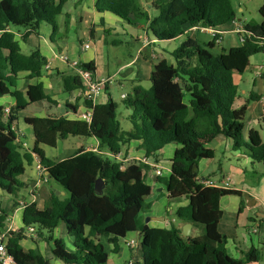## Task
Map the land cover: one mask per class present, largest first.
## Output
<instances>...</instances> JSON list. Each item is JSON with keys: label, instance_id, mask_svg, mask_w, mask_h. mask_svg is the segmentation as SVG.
<instances>
[{"label": "trees", "instance_id": "trees-1", "mask_svg": "<svg viewBox=\"0 0 264 264\" xmlns=\"http://www.w3.org/2000/svg\"><path fill=\"white\" fill-rule=\"evenodd\" d=\"M159 10L151 18L139 0H98L99 11L111 12L123 19L147 22L155 39L170 41L183 35L184 29L202 27L216 29L236 19L231 0H156ZM62 3L55 0H0V98L10 95L15 107L4 118L0 107V192L16 196L24 187L20 177L26 166L37 157L44 167L47 182L54 180L65 196L51 190L46 207L39 210L35 203L23 213L25 228L34 227L37 234L53 242L55 260L64 264H106L108 256L101 238H107L117 250L122 239L131 233L141 238L143 264H249L259 260L255 251L243 261L232 259L226 250L227 238L219 232L222 217L219 201L225 196L240 193L216 187H203L197 182L198 163L212 159L214 152L207 144L222 135L234 151L242 150L253 163H264V134L251 130L248 141L243 140L247 107H234L238 91L234 75H242L250 66V59L263 52L264 4L259 9L262 22L245 27L244 43L237 48L212 54L216 40L204 46L193 37L188 38L172 53L175 65L166 60L153 68L151 87H136L133 97L125 101L132 109L130 132L121 130L117 118L118 105L109 100L92 107L90 123L61 118H28L25 123L33 128L35 144L31 153L23 152L16 144L12 125L19 112L32 103L51 101L41 84L30 86L25 100L15 90L18 75L30 72L39 76L46 60L37 50L30 55L21 52L9 27L28 28L38 34L40 25L56 26ZM82 68L94 74L92 65ZM66 91L82 89L78 74L63 79ZM190 100L186 103V97ZM253 97L252 101H256ZM264 124V116L262 118ZM96 138L100 149L121 152L132 141H141L147 158L155 157L165 146L178 143L172 159L171 174L162 180L169 199L187 198L188 207L177 212V218L204 228V235L184 241L178 229H153L144 225L141 217L147 210L145 200L151 194L146 183L145 165L133 163L125 168L115 160L92 151L80 149L74 156L54 162L45 156L42 146L56 148L59 140L69 137ZM104 182L103 194L98 195L95 184ZM8 215L0 210V235ZM63 224L73 238L70 252L63 240H53L51 233ZM24 228L9 232L6 238L8 254L14 264H50L38 250L25 251L20 244Z\"/></svg>", "mask_w": 264, "mask_h": 264}, {"label": "crops", "instance_id": "crops-1", "mask_svg": "<svg viewBox=\"0 0 264 264\" xmlns=\"http://www.w3.org/2000/svg\"><path fill=\"white\" fill-rule=\"evenodd\" d=\"M55 1L62 3V11L57 17L55 27L42 23L38 34H31L28 28L9 27L8 29L15 36L23 54L30 55L37 50L46 60V65L40 70L39 76L32 77L30 72L19 73L15 90L25 100H28V88L41 84L44 93L51 99V101L28 105L19 112V119L12 125L14 132L20 136V141L27 144V149L22 150L23 152L31 153L35 144L33 128L25 123V119L65 117L70 120H78V115L86 111L83 89L66 91L63 86L64 77L77 74L70 64L72 61H77L82 65H92L95 69L93 75L97 81L112 79V83L107 86L106 93L100 96L99 105L106 104L109 100L115 102V90L121 92V100L125 102L131 97V94L133 97L134 88L149 89L151 87V73L154 66L160 61L166 60L170 65H175L172 53L188 36L193 37L204 46L212 41L210 29L190 26L184 29L183 35L174 40L159 41L149 30L147 22L136 23L111 12L99 11L97 9L98 0ZM155 1L146 0L145 4H154ZM243 1L245 4L258 2L259 5L255 9V13L259 15V9L264 4V0ZM231 3L236 14V23L231 22L215 29L221 33L222 41L213 49L212 54L214 55L241 46L237 33L239 26L245 28L248 25H259L262 22L260 15L259 18L258 16L257 19L254 18L250 9L246 5H242V0H231ZM141 4L143 7L144 4ZM148 13L151 18H154L149 11ZM140 30L144 32L143 36L140 35ZM1 35L2 33H0V37ZM110 38L118 39L109 41ZM132 41L138 45V48H134L126 59L120 58L121 54H118L120 48L125 45L130 46ZM86 43H90V48L84 51L82 48ZM64 57H67L68 60H64ZM257 57L255 64L251 63L253 58L250 59V66L247 68L249 70L253 66L254 69L252 86L247 85L244 81V74L247 70L242 75L235 73L233 78L238 91L234 107L236 109L247 107L243 130L244 142L248 141L251 130H258L262 135L264 134V124L262 123L264 70L261 71L262 73L259 71L260 66L264 67V55L261 53ZM112 63L113 66H111ZM240 86H243L241 94L239 93ZM126 89H130L131 94L125 92ZM124 95L126 98H123ZM253 97H257L256 101H252ZM189 100L187 95L186 103ZM15 105L16 99L10 95L0 98L2 109L7 107L11 109ZM128 109L131 115L132 109ZM132 128L124 132H130ZM76 138L83 142L73 148L65 147L63 144L65 140H59L56 148H53L59 152L53 158L47 155L46 148L48 147L42 146L45 156L58 163L74 156L80 149L89 151L92 147H100L96 138ZM232 146V143L222 135L216 136L207 144V148L214 152V157L199 161L197 182L206 187L204 183L210 181L216 184V188L240 193L239 196L231 195L220 199L219 207L222 217L218 226L219 232L227 238L226 250L232 259L243 261L247 253L255 251L259 260L249 264H264V163H253L242 150L234 151ZM179 148L178 143H171L158 152L155 157L147 158L142 142L132 141L124 146L120 153L127 160L125 167L133 163L146 166L144 174L146 183L151 187V194L145 200L147 210L141 214L144 225L153 229L175 227L179 230L181 238L186 241L189 238L203 236L204 228L177 218V212L188 207L189 200L187 198L169 199L167 188L162 182L170 177L172 159ZM36 162L34 157L32 165L34 166ZM156 165L162 167L161 176L156 174ZM26 173L27 169L25 174L20 177L21 182L25 185L26 180L23 178ZM41 182L42 180L34 182L31 188H27L28 200L19 197V195L16 199L11 198L0 192V210L8 215L3 233H18L24 228L20 244L26 252L38 250L50 264H64L54 259L53 242H48L40 237L36 228V233H29L28 228H25L23 224V213L28 205L35 203L39 210L46 207L50 192L44 194L43 197L37 195L36 200L31 196L33 186L41 184ZM225 183L229 184L228 188L224 187ZM58 193V195L65 196L61 190ZM187 224H191L189 235L183 234V228ZM255 228H257V232H253ZM51 236L54 241L63 240L68 251L75 250L74 241L68 235L63 224L59 225L51 233ZM138 236V233L127 235L122 242H119L116 251L107 238H101L100 242L108 256L106 264H143L141 238L135 246H127V242Z\"/></svg>", "mask_w": 264, "mask_h": 264}, {"label": "built area", "instance_id": "built-area-1", "mask_svg": "<svg viewBox=\"0 0 264 264\" xmlns=\"http://www.w3.org/2000/svg\"><path fill=\"white\" fill-rule=\"evenodd\" d=\"M234 23H236V21H232ZM237 33L239 35V41L240 43H244V34H245V28H242L239 26ZM210 35L212 37V39L216 40V45H219L222 41L221 38V33L218 32L215 29H210ZM263 45V55H264V42L262 43ZM90 48V43H86L83 45V50L86 51ZM64 60H68L67 57H64ZM71 66L76 70L77 74L80 76V78L82 79V84H83V95L84 98L87 102L91 103L92 107H95L96 105H99V98L100 96H102L104 93H106L107 90V86L110 85L112 83V79H107V80H103V81H97L94 78V75L92 72L82 68V64H80L77 61H72ZM262 70H264V67L260 66L259 67V71L261 72ZM262 73V72H261ZM260 75V74H259ZM123 98H126V95L123 96ZM10 114V108H4L3 109V115L4 118H7ZM92 109L87 108L86 111L80 115H78V120L82 121V122H86V123H90L92 120ZM12 131L14 132V129L12 128ZM15 133V132H14ZM16 138H15V144L21 149H27V144L23 143L20 141V136L18 134H16ZM89 151L95 152L99 155H102L104 157L110 158L112 160L117 161L118 163L121 164L122 168H125L126 162L127 160L123 158L122 154L119 152L117 154L113 153V152H109L106 150H101L99 146L97 147H92L90 148ZM36 158V168L39 172V175L42 179L41 184H35L33 186V189L31 190V196L34 200H36L37 195L36 192H38L41 188V185L47 182V177H46V172L44 167L41 165L39 159L37 157ZM156 167V174L157 176H161L162 175V167H158L157 165ZM204 185L206 187H215L216 184H214L213 182L210 181H206L204 183ZM225 188L229 187L228 183L224 184ZM36 191V192H35ZM29 233L34 234L36 233V230L34 227H29L28 228ZM253 232H257V228H255L253 230ZM8 236V233H2L0 235V264H14L13 258L8 254L7 252V248H6V238ZM137 243V240L132 239L129 242H127V246L128 247H133L135 246ZM133 264V263H130Z\"/></svg>", "mask_w": 264, "mask_h": 264}, {"label": "rangeland", "instance_id": "rangeland-1", "mask_svg": "<svg viewBox=\"0 0 264 264\" xmlns=\"http://www.w3.org/2000/svg\"><path fill=\"white\" fill-rule=\"evenodd\" d=\"M140 3H143L144 6L143 8L146 10V11H149L151 13V15L153 17H157L159 15V10L155 8V6H153V4H145L146 0H139ZM258 2L254 1V2H251L250 4H245V2L242 0V5L246 7H248L250 9V12H252L253 14V17L257 19V16L259 18V15H257V13H255V9L257 8V4ZM152 7V8H151ZM256 16V17H255ZM132 25V24H130ZM140 35H144V32L142 30H140ZM126 38V37H125ZM115 39H118V38H110L109 41H113ZM131 45L128 46V45H125L123 47L120 48V50L118 51V54H121L119 57L122 58V59H126L129 54L132 53V50L134 48H138V45L134 43V41H132L130 43ZM133 46V47H132ZM213 51V50H212ZM253 62H251L252 64H255V61L256 59L258 58L257 55L253 56ZM114 64L112 63L111 66H113ZM254 77V69H253V66L247 70L244 74V81L247 83V85L249 86H252V79ZM242 88L243 86H240L239 89V93L241 94L242 92ZM125 92H129L131 94V90L130 89H126ZM121 92L120 91H116L114 92V97H115V102L118 104V110H117V118H118V121L120 122L121 124V129L123 131H129L131 128H132V124H131V121H130V110L128 109V107L125 106V102H123L121 100ZM132 97V94L130 95ZM83 141H80L78 138L76 137H69L67 140H65L63 142V144L65 145V147H75L76 145L82 143ZM46 152H47V155L48 157L50 158H53L55 156H57L58 154V150H55L53 148H46ZM37 164H34V166H26V169H27V173L25 175V177L23 178V180L25 179V183L26 185L24 184V187L19 189L17 191V194L16 195H19V197L21 198H24L26 200L29 199V195H28V192H27V188H31L32 187V183L34 182H39L41 179L40 175H39V172L36 168ZM21 180V178H20ZM60 185L55 182L54 180H50V182L48 184H44L43 187L40 188V190L38 192H36V195H41V197L45 196L47 192H50L52 189L53 190H60ZM33 189V188H32ZM31 189V190H32ZM45 194V195H44ZM11 198H15L16 196H10ZM68 195H66L64 198H67ZM72 238V237H71ZM73 240V238H72ZM124 239L121 240V242L123 241ZM135 240L139 241L140 240V237L138 236L137 238H135Z\"/></svg>", "mask_w": 264, "mask_h": 264}, {"label": "water", "instance_id": "water-1", "mask_svg": "<svg viewBox=\"0 0 264 264\" xmlns=\"http://www.w3.org/2000/svg\"><path fill=\"white\" fill-rule=\"evenodd\" d=\"M203 28H207L205 24L202 25ZM48 175V173H46ZM103 188H104V182L102 179H98L96 184H95V191L98 195H102L103 194ZM57 194H59L57 192ZM190 229H191V224H187L184 228H183V234L185 235H189L190 233Z\"/></svg>", "mask_w": 264, "mask_h": 264}]
</instances>
